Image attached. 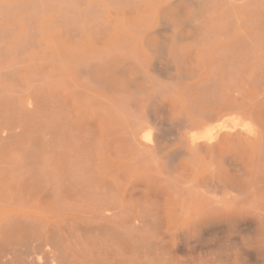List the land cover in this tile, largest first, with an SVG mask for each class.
I'll use <instances>...</instances> for the list:
<instances>
[{
    "label": "bare ground",
    "instance_id": "bare-ground-1",
    "mask_svg": "<svg viewBox=\"0 0 264 264\" xmlns=\"http://www.w3.org/2000/svg\"><path fill=\"white\" fill-rule=\"evenodd\" d=\"M0 264H264V0H0Z\"/></svg>",
    "mask_w": 264,
    "mask_h": 264
},
{
    "label": "rangeland",
    "instance_id": "rangeland-1",
    "mask_svg": "<svg viewBox=\"0 0 264 264\" xmlns=\"http://www.w3.org/2000/svg\"><path fill=\"white\" fill-rule=\"evenodd\" d=\"M51 114V107H47L46 112L44 113L45 117H41L40 119L36 120V121H32V122H25V121H21L19 124V127L23 130H36L39 131L41 130V128H43L44 126H49L50 124V117ZM52 159L47 160L48 162H45L44 164V170L41 171V175H40V184L39 186H70L69 185V173L68 170L62 171V169L57 170L56 168H47V165L49 163H53V161H51ZM51 161V162H50ZM58 181H62L61 183H58ZM55 182L57 184H55ZM61 184V185H59ZM23 185L26 186V182H23ZM28 186V185H27Z\"/></svg>",
    "mask_w": 264,
    "mask_h": 264
}]
</instances>
